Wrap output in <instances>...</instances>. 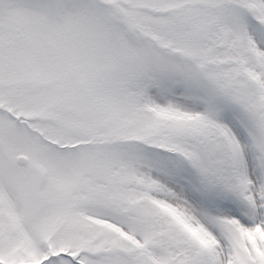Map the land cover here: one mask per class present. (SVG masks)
<instances>
[{
  "label": "snow or ice",
  "instance_id": "1",
  "mask_svg": "<svg viewBox=\"0 0 264 264\" xmlns=\"http://www.w3.org/2000/svg\"><path fill=\"white\" fill-rule=\"evenodd\" d=\"M0 264H264V0H0Z\"/></svg>",
  "mask_w": 264,
  "mask_h": 264
}]
</instances>
